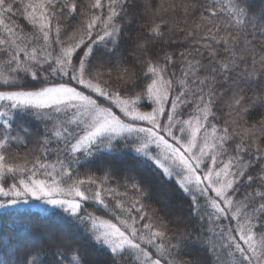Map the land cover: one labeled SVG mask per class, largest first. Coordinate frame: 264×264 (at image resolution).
Segmentation results:
<instances>
[{"label":"snow or ice","instance_id":"obj_1","mask_svg":"<svg viewBox=\"0 0 264 264\" xmlns=\"http://www.w3.org/2000/svg\"><path fill=\"white\" fill-rule=\"evenodd\" d=\"M17 3L30 32L11 21ZM218 4L214 0L185 29L172 17L181 9L188 16L189 6L175 0H0V54L6 57L0 88L8 89L0 90V181L7 183L8 175L16 181L0 184V197L7 198L0 208L31 198L63 209L108 251L105 264H221V250L230 264H264V112L248 121L252 110L264 108V44L258 50L255 43L257 34L264 41V9L255 23V14L249 19L252 0L243 6L229 0L227 9ZM225 11L227 23L220 24ZM130 16L145 20L142 31L123 66L109 67L104 57L119 51L125 30L117 21ZM177 29L199 37L200 47L179 51V40L165 38ZM177 55L186 70L173 96L168 68ZM218 78L234 86L227 97L216 87ZM251 81L260 87L247 98ZM218 100L227 108L222 126L211 122L218 119ZM185 106L194 107L187 119ZM17 113L51 123H45L39 146L47 154L56 144L55 163L27 156L16 162L20 158L10 149L25 143L13 135ZM124 149L135 154V163L174 180L195 223L177 225L169 235V222L144 210L149 188L135 167L124 192L105 187L110 172L99 182L73 179L72 165L81 156L114 159L112 153ZM92 185L96 190L89 195ZM129 190L135 199H127ZM90 199L108 211L120 209L125 218L116 216L117 224L82 215V202ZM53 240L33 248L21 264H90L62 234Z\"/></svg>","mask_w":264,"mask_h":264},{"label":"trees","instance_id":"obj_2","mask_svg":"<svg viewBox=\"0 0 264 264\" xmlns=\"http://www.w3.org/2000/svg\"><path fill=\"white\" fill-rule=\"evenodd\" d=\"M11 2V0H9ZM176 4H184L189 6V15L184 16L182 9L178 10L177 14L172 17L175 22L179 25V28L188 29L194 20H197L204 9L214 2V0H175ZM155 3H160V0H155ZM232 3H241L243 6V0H232ZM19 6L17 3L14 5V15L11 16V21L24 28L25 32H30L31 26L27 24V21L16 12V8ZM229 6V0H219L218 8L224 7L227 9ZM264 9V0H252V7L249 13V19L253 18L255 14V23H260L259 15L260 11ZM207 14V13H205ZM228 18V12L225 11L220 14L217 18V22L220 24H226ZM187 20V24H185ZM67 23V21H65ZM124 26V34L122 42L120 44L119 51L115 54L109 53L104 57V62L109 67H121L123 66L122 61L129 58V50L133 47V41L139 33H141V25L145 23V20L140 16H130L124 20H118ZM248 32L252 31V25L249 24L247 28ZM3 30L0 29V36H4ZM171 36L173 39L179 40L181 45L179 51H191L197 47H200L202 42L199 41V37L191 38L186 36V32H180L178 29L173 33H166V37ZM251 38V37H250ZM257 49L264 44V41L257 39L255 41ZM157 47L159 45H156ZM6 47V46H5ZM111 47V45H109ZM176 47V45H173ZM222 49V45L217 46ZM171 50V49H169ZM6 57L0 54V65L5 61ZM207 63V61H204ZM243 65L233 76H238L240 71L243 69ZM258 67V66H257ZM185 62H181L177 55L176 62L170 65L168 68L169 77L174 81V87L172 95L175 96L180 90L181 85L179 80L183 78V72L185 71ZM0 71H4L3 67H0ZM175 73L174 76L171 74ZM203 72L200 73L203 76ZM116 73L113 72V81L115 80ZM194 88V85H190ZM218 91L223 92L225 97L228 96V89L231 86L229 84L220 81L216 85ZM259 83L251 81L245 86V96L251 98L253 92L259 89ZM0 90H8L6 88H0ZM139 90V89H137ZM191 99V94L189 95ZM194 111V107L185 106L182 108L183 118L187 119L189 114ZM218 119L212 120L211 122L217 123L218 126H222L223 120L227 118V108L225 107L223 100H218L214 108ZM261 112H264V108L257 107L252 110L248 116V121L253 122L260 119ZM45 123L51 126L50 122L36 120L32 117L26 116L22 113H17L13 121V135L19 134L25 138L23 144H13L10 149L11 155L18 157L16 162H21L25 156L29 160H33L39 157L43 162L55 163L57 159V152L54 149L57 147L55 143L49 145V152L44 154L40 149L39 141L45 133ZM17 124H22L23 128H16ZM24 129L28 130L26 134ZM62 147V145H61ZM135 154L127 149L120 152L112 153L115 157L102 158L99 155L95 157H83L81 156L78 163L72 165L74 172L73 179L77 177L79 179H86L88 176H92L98 179L102 178L106 173H112L111 179L105 187H118L119 191L124 192L123 185L128 183V177L136 175V173L130 171L132 167H135L139 175L143 177L147 184L149 191L148 194L143 198L142 202L145 205V211L149 212L150 215H155L158 218H162L169 222V235L176 231L177 225L183 228L185 224L195 223L194 220L188 219V197L185 196L176 186L174 180L162 177L160 173L154 168L148 165L137 164L132 159ZM31 167V164H29ZM43 178V177H40ZM7 183L0 181L4 187H8L11 183L16 181L11 175L6 177ZM96 190V185L88 186V194ZM136 195L131 190L128 192L127 199H135ZM7 198L0 197V201H6ZM106 203L109 208H114L115 201L112 197L104 196ZM153 209L156 210L153 213ZM92 213L94 216H99L105 220H111L113 223H119L116 220V216L125 218V214L120 209H114V211H108L103 208L102 205L97 203L95 200H88L82 202V212ZM134 216H138L136 212L132 213ZM147 222L146 220L141 222ZM227 223V221H225ZM140 226L139 224L137 225ZM62 234L66 238V243L73 245L79 250L81 256L90 264H105L109 258L108 251L96 244L91 238V233L88 232L84 225H80L79 222L71 217L68 213L64 212L63 209H55L48 214H41L37 211L29 209H8L0 211V264H21L25 256L33 249L45 243L54 242L53 238ZM206 235H211L206 233ZM194 254V253H193ZM221 264H230L231 257H228L224 252L220 251ZM187 256H182L180 259H187ZM29 259L31 257L29 256ZM54 257H49V260H53Z\"/></svg>","mask_w":264,"mask_h":264},{"label":"rangeland","instance_id":"obj_3","mask_svg":"<svg viewBox=\"0 0 264 264\" xmlns=\"http://www.w3.org/2000/svg\"><path fill=\"white\" fill-rule=\"evenodd\" d=\"M8 209H10V210H12V209H29V210L37 211L41 214H48L55 209H61V208L53 207L52 205H47V204L43 203L42 201H36V200L29 198V202L27 204L20 203V204H17L15 206L0 208V211L8 210Z\"/></svg>","mask_w":264,"mask_h":264}]
</instances>
